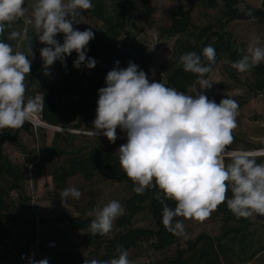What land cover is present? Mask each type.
<instances>
[{"label": "rangeland", "instance_id": "obj_1", "mask_svg": "<svg viewBox=\"0 0 264 264\" xmlns=\"http://www.w3.org/2000/svg\"><path fill=\"white\" fill-rule=\"evenodd\" d=\"M231 1L236 2V8L242 5L260 10L264 0ZM34 3L35 0H25L26 15H31ZM92 4L91 9L81 11L82 22L74 24V29H90L94 34L101 35L106 29L103 19L123 23L125 30L117 43L121 48L128 44L136 45L150 54L152 61L147 71L150 82L164 83L167 75L181 65L178 58L185 54V49L195 46L200 37L210 43L223 37L234 41L245 51L250 41L259 37V46L264 47V20L228 18L225 0H92ZM175 20L185 23L180 32H175ZM25 27L31 40H35L33 55L29 54L26 41H15L20 44L17 51L31 58L32 67L34 62L41 60L40 50L47 45L39 42L33 27L25 25L23 19L17 20L9 31H23ZM206 29L210 31L205 34L203 30ZM55 39L62 44L57 36ZM89 47L90 42L87 50ZM87 57L90 56L87 54ZM75 59L77 53L65 57L72 64L68 79L83 87L92 71L97 69L107 74L113 69L95 58L94 68L88 69L82 64L77 69L73 65ZM223 61L205 79L211 84L210 88H201L197 81L188 95L201 93L216 103L228 97L237 101L238 126L233 130L234 141L226 150L252 153L257 163H264V90L255 91L258 78L252 70L240 73ZM261 64L264 65V61ZM45 76L44 71H30L25 80L26 98H39L38 102H41L37 88ZM35 113L41 118L40 110L36 109ZM25 124H31V127L16 135L15 131H10L15 140H8L2 145L4 153L23 175L24 192L10 194L11 209L6 215V229L11 233V241L6 246H0V264H29V259H47L49 264H83L85 259L110 260L105 245L98 247L97 243L92 244L87 232L75 229L70 219H94L87 213L111 200L121 203L124 213L120 217L130 216L131 227H155L148 208L132 215L126 208V201L135 194L133 184L103 175L91 181L81 175L64 181L57 179L66 156L53 155V152H85L97 147L117 155L118 148L127 142L126 139L117 138L115 143H110L102 132L96 137L89 135L93 122L85 117L68 127L36 126L30 119ZM117 135L122 137L126 133L118 128ZM228 162L229 158H226L225 163ZM71 187L77 188L82 195L78 200L68 197L63 205L59 194ZM33 198L41 207L39 214L32 209ZM118 218L113 222L107 238L119 232L116 225ZM180 220L184 223L186 234L177 236V242L172 247L156 251L151 241H138L129 251L128 259L134 264H163L165 260L181 257L203 264L207 261L203 253L213 257V250L216 249L222 262L227 264H264V221L258 215L250 219L242 218L241 221L230 220L219 205L204 221L183 217ZM48 241L57 242V248L46 249ZM219 244L226 245L224 252L219 251Z\"/></svg>", "mask_w": 264, "mask_h": 264}, {"label": "clouds", "instance_id": "obj_2", "mask_svg": "<svg viewBox=\"0 0 264 264\" xmlns=\"http://www.w3.org/2000/svg\"><path fill=\"white\" fill-rule=\"evenodd\" d=\"M92 7V0H35L28 16L25 0H0V35L6 26L11 28L23 19L25 25L33 27L39 42L47 45L40 50L45 75L57 60L66 68L65 57L73 51L77 53L75 68L83 64L92 69L96 61L87 57V45L94 33L73 27L82 22L81 11ZM238 7L246 11L242 5ZM58 33L64 34L62 44L55 39ZM8 38L28 42V52L33 55L27 27L10 31ZM259 45L260 38L254 37L246 51L241 50L245 54L239 60L223 63L240 73L248 72L264 61V47ZM202 55L207 66L202 65L196 52L182 54L178 62L185 72L200 77L201 88H210L203 77L216 63L215 48L205 46ZM115 64L106 75V86L98 90L96 117L88 134L96 137L102 132L110 143H115L118 128L126 133L127 142L117 150L119 166L132 180L137 194L149 188L159 189L156 199L162 204L164 228L183 236L184 223H173L174 218L204 221L225 202L237 219L264 216V163H257L254 155L246 151L228 153L229 162L225 163L226 147L233 143V130L238 126L237 101L228 97L216 103L201 93L188 95L162 82H150L148 75L131 61L126 68H120L119 61ZM30 70L28 55L0 41V129H18L36 111L39 98L26 99L25 80ZM59 195L64 205L68 197L78 200L82 194L71 187ZM164 200L174 201L175 208ZM123 213L117 200L93 208L87 213L94 216L88 232L107 235ZM115 251L117 256L110 260L85 259L83 264H134L123 245H116ZM29 264L49 262L29 259Z\"/></svg>", "mask_w": 264, "mask_h": 264}, {"label": "trees", "instance_id": "obj_3", "mask_svg": "<svg viewBox=\"0 0 264 264\" xmlns=\"http://www.w3.org/2000/svg\"><path fill=\"white\" fill-rule=\"evenodd\" d=\"M225 2L226 16L230 19L264 20V1L262 9L253 10L251 7H244L246 11L243 12L240 8L235 7L236 2L231 0H225ZM103 20L106 29L101 35L94 34V38L90 41L87 54L92 58L102 61L111 68L116 66V61H119L120 68H126L129 61H131L139 66V70H143L147 74L149 65L152 61L150 54L145 52L141 47L132 44L125 45L121 48L117 40L120 39L124 33V24L121 22H114L110 18H105ZM184 26L185 23L183 20H175V32H180ZM203 31L206 34L210 30L206 29ZM9 33V28L6 26L5 32L0 35V41L9 43L12 45L14 51H17L16 41L8 38ZM57 39L63 43L64 34H58ZM34 43L35 40H32V47ZM208 45H212L215 48L216 63L211 66L212 70L205 74L203 79L209 77L220 61L227 59L234 62L242 57V51L236 43L231 40H225L223 37H218L213 43L207 40L202 41L200 37L195 46H188L184 52H196L201 56L202 65L207 66L208 61L203 57L202 50ZM74 53L76 52L73 51L72 54ZM65 61L67 64L66 68L62 66L59 60L54 62L48 70L50 74L46 75L38 85L37 94L42 98L41 103L44 101L40 110L41 119L46 124L54 127H68L81 117H85L87 120L93 122L96 117L97 101L99 98L98 90L106 86L105 81L107 74L97 69L92 71L91 74L87 75V83L83 87L69 81L68 73L72 64L67 60ZM251 70L258 78L255 83V91H263L264 65L260 63L252 67ZM30 71H44L42 59L34 62ZM199 78L197 74L185 72L182 65H180L167 75L164 84L167 87H174L178 91L188 94ZM67 96L76 98L67 99ZM29 127H31V124L24 123V125L18 129H0V246H6L11 241V233L6 229V215L11 209V202L9 201L10 194L12 192L23 194L24 192L23 175L20 169L14 165L11 159L4 153L2 145L8 140H15V136L11 135L10 131H15L16 135L21 130ZM43 152H45V150H43ZM53 155L66 156L65 163L60 168L59 175L57 176L59 180L64 181L76 175H81L85 180L91 181L97 176L103 175L106 178L133 184L132 180H130L120 168L118 155L107 150L93 147L85 152L81 151L67 154L53 152ZM158 192V188H149L146 189L142 195L135 192L134 196L126 201V208L130 212V215L138 213L144 208H148L154 221V228H133L131 227L130 216L120 217L116 222L119 232L112 238H107L106 235H92L88 232V226L92 220L91 218L82 219L80 217H75L71 218L70 222L75 229L86 231L92 244L97 243L98 247L105 245L109 259L117 256L115 251L116 245H123L129 252L138 241L144 240L151 241L154 250L165 251L177 242V236L168 232L163 226L161 215L162 204L156 199ZM228 196L231 197L230 191ZM161 197H163L162 193ZM164 203L168 204L169 207L173 209L175 208V202L172 200H164ZM221 211L226 213L230 220H242V218L237 219L231 213L227 208L226 202L221 204ZM258 217L264 221V216L258 215ZM181 218L182 217L174 218L173 223ZM218 247L220 249L219 251L224 252L223 250L226 248V245L219 244ZM213 254V257H209L208 254L203 253V256L207 257V261L203 264H227L222 262L218 250H213ZM163 264L198 263H194L193 260L177 257L171 260H165Z\"/></svg>", "mask_w": 264, "mask_h": 264}, {"label": "built area", "instance_id": "obj_4", "mask_svg": "<svg viewBox=\"0 0 264 264\" xmlns=\"http://www.w3.org/2000/svg\"><path fill=\"white\" fill-rule=\"evenodd\" d=\"M40 104H41V102H38L37 110H41V107L39 106ZM31 203H32L31 206H32L33 211L36 214H39L40 211H41V207L38 205L36 198H33ZM56 248H57V242H55V241H48L47 242L46 249H48V250H54Z\"/></svg>", "mask_w": 264, "mask_h": 264}, {"label": "bare ground", "instance_id": "obj_5", "mask_svg": "<svg viewBox=\"0 0 264 264\" xmlns=\"http://www.w3.org/2000/svg\"><path fill=\"white\" fill-rule=\"evenodd\" d=\"M30 120L36 125V126H44V125H47V124H45L43 121H42V119L39 117V115L37 114V113H32L31 114V117H30ZM117 138H124V139H126V136H119V135H117ZM232 152H235V151H230V150H226V153H225V159L226 158H229V156H228V153H232Z\"/></svg>", "mask_w": 264, "mask_h": 264}]
</instances>
